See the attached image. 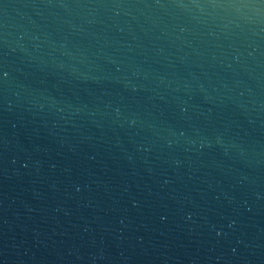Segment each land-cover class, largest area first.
Segmentation results:
<instances>
[{"label": "water", "instance_id": "obj_1", "mask_svg": "<svg viewBox=\"0 0 264 264\" xmlns=\"http://www.w3.org/2000/svg\"><path fill=\"white\" fill-rule=\"evenodd\" d=\"M0 264H264V0H0Z\"/></svg>", "mask_w": 264, "mask_h": 264}]
</instances>
